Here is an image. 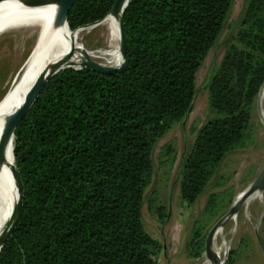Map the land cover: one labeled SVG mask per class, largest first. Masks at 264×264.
I'll use <instances>...</instances> for the list:
<instances>
[{
  "label": "trees",
  "instance_id": "16d2710c",
  "mask_svg": "<svg viewBox=\"0 0 264 264\" xmlns=\"http://www.w3.org/2000/svg\"><path fill=\"white\" fill-rule=\"evenodd\" d=\"M115 1L76 0L68 15L71 31L103 20ZM233 5L130 0L123 72L68 68L50 79L15 132L23 207L0 264H157L160 246L143 217L154 151L187 120L197 73ZM69 27L72 37L82 30ZM263 85L264 0H245L238 31L208 82V118L179 170L183 202L195 204L225 158L248 140ZM166 150L170 155L172 148ZM12 178L13 170V211ZM217 209L211 196L206 213ZM207 235L197 226L192 256L204 254Z\"/></svg>",
  "mask_w": 264,
  "mask_h": 264
},
{
  "label": "rangeland",
  "instance_id": "374dc122",
  "mask_svg": "<svg viewBox=\"0 0 264 264\" xmlns=\"http://www.w3.org/2000/svg\"><path fill=\"white\" fill-rule=\"evenodd\" d=\"M244 3L245 0H234L218 45L211 50L197 73V95L187 120L175 124L155 148L153 183L145 194L143 217L147 232L160 246L157 264H206L205 254L196 258L191 254L195 250L189 246L197 226L204 227L207 235L264 166V123L258 106L259 94L248 140L225 158L195 204L189 205L182 200L179 170L191 151L196 130L208 118V82L238 31ZM105 32L104 29H94L85 34L81 42L91 51L104 48ZM16 36V33L0 35V104L13 94L15 87L10 89L12 82L35 45L33 41L19 42ZM166 147L172 148L170 155H164ZM211 196H216L218 209L215 213H206ZM263 199L244 205L237 214V220H230L223 227L224 235L218 238V244L225 240L229 244L228 253L222 255L224 264H264V252L257 238L259 236L264 243Z\"/></svg>",
  "mask_w": 264,
  "mask_h": 264
},
{
  "label": "bare ground",
  "instance_id": "6f19581e",
  "mask_svg": "<svg viewBox=\"0 0 264 264\" xmlns=\"http://www.w3.org/2000/svg\"><path fill=\"white\" fill-rule=\"evenodd\" d=\"M40 1L2 0L0 2V35L4 33H16V39L19 42H35L32 56L22 79L15 86L13 94L0 104V150L7 117L22 106L28 93L47 66L62 63L72 49L75 50V55L69 58L66 65L79 67L87 57L102 65L113 67L119 66L122 63L121 61H123L120 52L118 18L108 15L102 22L94 26L84 28L81 31L79 29V32L72 37L67 30L69 27L68 24L56 25L58 5L48 3L39 6ZM97 28L106 30L104 34L102 33L105 37L106 46L91 51L81 41L85 34L91 33ZM258 106L264 123V87L259 96ZM14 148L13 137L7 147L8 163L2 166L0 160V235L10 224L14 208L19 200V190L16 187L15 202L12 211V183L9 178L11 171L14 169L13 161L15 164ZM14 180L15 177L13 174L12 181L14 182ZM263 198V193H255L246 201L245 205L255 202L257 199L262 200ZM232 220H237V215ZM221 235H224V228L219 229L215 234L213 251L222 261V255L227 254L229 251V244L226 240L221 245L218 244V238ZM207 261L206 264H214L210 260Z\"/></svg>",
  "mask_w": 264,
  "mask_h": 264
},
{
  "label": "water",
  "instance_id": "95a60500",
  "mask_svg": "<svg viewBox=\"0 0 264 264\" xmlns=\"http://www.w3.org/2000/svg\"><path fill=\"white\" fill-rule=\"evenodd\" d=\"M1 1L2 0H0V2ZM75 1L76 0H41L39 6L46 5L48 3L57 4L58 13L56 17V25L61 26V25L68 24V15ZM129 2L130 0H116L111 10L107 14V16L111 15V16L118 18L119 33H120V52L123 58L122 63L117 67L106 66L98 62H95L91 60L89 57H87L86 60L79 67H74L72 65H66V63H68L69 58H72L75 55V52H74L75 50L72 49L69 52V54L65 57V59L62 61V63L52 64L50 66H47L44 69V71L40 74V76L38 77L36 83L32 87L31 91L28 93L22 106L17 111H15L12 115L8 116L6 119L5 130H4L2 143H1V150H0V160H1L2 166L8 163L7 147L10 144L11 139L13 137H14V143H15V132L18 126L20 125L24 117L27 115V113L30 111V109L34 106L39 96L42 94L46 84L50 81L51 78H53L59 72L65 69H68V68H72L75 70H82L84 68H87L93 72H96L102 75H113L116 73H121L126 69L129 57H128V52H127V30H126V26L124 22V14L129 5ZM103 20L97 21L90 25L80 27L75 31H78L79 29H84L87 27L94 26L102 22ZM31 56L32 54L28 57L26 62L20 68L19 72L17 73L16 77L14 78L12 82L10 89H13L22 79ZM191 110L188 116L190 115ZM15 164H16V159H15ZM13 174H14L16 184L19 190V200L14 208L12 220L10 224L8 225L7 229L0 235V252L2 251L3 247L6 245L8 240L13 235L19 223V220L21 218V214H22L24 184H23L20 171L17 167V164L15 168L13 169ZM255 193L264 194V166L261 169L260 173L257 175V177L254 179V181L246 188V190L243 193L239 195L241 197L237 198L234 201L229 211L209 231L207 238H206L204 254L207 257V259L212 261L214 264H224L225 262V260L221 261V259L217 257V255H215L213 251V241H214L215 234L217 233L219 229L223 228L227 224V222L232 220L235 215L238 214L239 210L245 205L246 201ZM263 204H264V199H263ZM263 219H264V207H263L262 220ZM257 238H258L259 245L262 251L264 252V243L260 239L259 236H257Z\"/></svg>",
  "mask_w": 264,
  "mask_h": 264
}]
</instances>
